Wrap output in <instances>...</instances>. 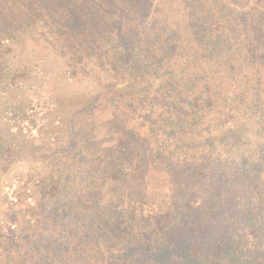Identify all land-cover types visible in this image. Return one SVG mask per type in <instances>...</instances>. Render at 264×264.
I'll return each mask as SVG.
<instances>
[{
    "label": "rangeland",
    "instance_id": "rangeland-1",
    "mask_svg": "<svg viewBox=\"0 0 264 264\" xmlns=\"http://www.w3.org/2000/svg\"><path fill=\"white\" fill-rule=\"evenodd\" d=\"M198 76L202 83L193 85ZM263 84L264 0H0V134H10V154L23 162L18 168H37L34 176L42 177L55 167L53 153L71 142L67 156L81 155L82 188L86 168L98 167L88 164L95 154L127 148L125 178L108 184L117 187L112 196L105 185L80 213L90 230L93 216L127 211L142 195L160 200L172 186L179 170H169L164 158L150 163L136 141L157 143L165 116L190 118L191 90L216 91L217 101L205 100L208 108L199 112L214 122L232 106L229 96L250 97ZM91 232L107 257L127 243ZM97 248L78 237L71 249L79 263L99 264ZM143 263L132 255L126 261Z\"/></svg>",
    "mask_w": 264,
    "mask_h": 264
},
{
    "label": "trees",
    "instance_id": "trees-1",
    "mask_svg": "<svg viewBox=\"0 0 264 264\" xmlns=\"http://www.w3.org/2000/svg\"><path fill=\"white\" fill-rule=\"evenodd\" d=\"M201 83V76L193 81ZM194 91L187 106L190 118L165 116L157 143L136 141L150 163L164 158L169 170H179L172 186L160 200L142 195L127 211L109 208L96 221L93 216L91 230L80 213L92 207L105 185L125 178L126 146L118 154H95L88 164L98 167L86 168L89 180L80 188L81 155L74 150L75 157L67 156L71 142L53 153L54 168L35 177L37 168H18L23 162L10 154V134H0V264H84L71 249L78 237L98 246L93 254L99 253V264H126L131 255L143 264H264V86L252 92L256 98L229 96L231 107H238L229 106L214 122L200 119L199 112L208 108L205 100L217 101L216 91L206 86ZM40 161L30 165L47 159ZM21 170L23 177L17 175ZM84 187L90 193L84 194ZM107 188L111 196L117 189ZM94 228L127 243L107 257Z\"/></svg>",
    "mask_w": 264,
    "mask_h": 264
}]
</instances>
